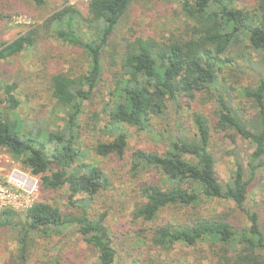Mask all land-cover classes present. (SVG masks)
Instances as JSON below:
<instances>
[{"label": "trees", "instance_id": "trees-1", "mask_svg": "<svg viewBox=\"0 0 264 264\" xmlns=\"http://www.w3.org/2000/svg\"><path fill=\"white\" fill-rule=\"evenodd\" d=\"M27 1L36 8L46 4ZM134 1L88 0L83 14L60 0L40 24L9 42L0 41V62L45 45L52 36L77 49L87 64L84 73L75 75L58 63L48 77L54 101L50 115L23 122L9 117L20 105L14 96L17 84L0 80V151L38 176L42 189L64 190L72 209L63 212L36 202L24 212L0 211V229L16 233L14 258L23 264L35 238L73 232L94 252L97 264H115L107 212L91 207L112 180L101 166L84 161L90 131L99 136L92 144L95 156L128 157L133 173L147 176L136 184L130 217L149 225L152 248L167 256L180 245L205 246L202 260L207 264H264V201L258 208L248 204L249 186L258 171L264 172V0L251 5L243 0H145L175 3L182 27L165 37L133 35L109 53L110 39ZM230 68L239 75L246 68L255 72L254 85L239 84V96L253 107L252 114L234 103ZM200 91L214 98L213 124L193 114L191 136L176 135L161 153L136 149L127 154V128L148 132L152 119L163 117L169 103L179 109L181 98L194 99ZM211 132L231 143L239 138L252 149L245 163L235 150L227 151L234 169L222 184ZM207 199L231 202L233 208L203 214ZM167 210L178 215L156 223Z\"/></svg>", "mask_w": 264, "mask_h": 264}, {"label": "rangeland", "instance_id": "rangeland-1", "mask_svg": "<svg viewBox=\"0 0 264 264\" xmlns=\"http://www.w3.org/2000/svg\"><path fill=\"white\" fill-rule=\"evenodd\" d=\"M59 2L60 0H46L45 6L36 8L27 0H0V41L9 42L33 25L40 24L58 7ZM70 2L81 13H86L87 0H70ZM242 2L245 5H251L253 0ZM175 7V3L158 1L149 3L145 0H135L114 31L108 52L113 53L119 50L123 39L133 35L165 37L178 31V28L182 27L181 17L174 12ZM8 15L11 16L8 18ZM82 56L77 49L51 36L47 38L45 45H38L18 56L1 61L0 80L17 84L14 96L20 102L19 107L9 114V117L23 122L46 114L49 116L54 105L48 83L50 73L57 68L58 63L70 74L84 73L87 70V64ZM241 66L244 69V66ZM244 72L245 74L239 75L230 68L227 70V76L230 84L235 88L231 91V96L235 99L234 103H239L245 114H252L253 107L239 96V84L241 87L254 85L256 75L254 71L247 68ZM0 98H2L1 94ZM179 105L177 109L176 104L169 103L163 117L152 119L148 132H137L133 128H127V154H131L136 149L161 153L176 135L191 136L195 133V128L192 126L193 114H202L213 124L212 111L215 108V102L210 93L196 92L194 99L183 97ZM3 108L0 105V114ZM85 121L90 120L85 119ZM88 132L90 134L84 142L86 148L84 161L101 166L112 180L110 189L96 197L91 207L97 213L107 212L106 225L113 238L116 251L115 264H156L157 262L207 264L202 260L205 246L187 248L180 245L167 256L151 247L149 225L132 222L130 217L138 196L136 184L139 180H145L147 176L143 178L141 173H133L127 161L128 157L118 161L115 158L103 159L95 156L92 152V144L99 136L96 132ZM211 135V151L216 160L215 171L222 184L228 180L230 172L234 169L233 157L227 151L235 150L238 157L245 163L252 149L239 138H235V142L231 143L228 139H220L213 132ZM34 177L37 180V202L57 206L63 212L72 210L67 205L64 190L56 192L44 190L41 188L39 177ZM248 192L249 206L258 208L264 201V172H257ZM232 208L231 202L207 199L201 212L206 215L217 214ZM235 213L241 224L246 223L244 216ZM177 215V212L173 210L164 211L156 223L173 221ZM16 240L14 231L8 228L0 229V264H19L14 258L17 254ZM27 253V259L23 264H97L94 252L85 245L80 236L73 232L63 233L58 237L35 238L34 244L28 248Z\"/></svg>", "mask_w": 264, "mask_h": 264}, {"label": "built area", "instance_id": "built-area-1", "mask_svg": "<svg viewBox=\"0 0 264 264\" xmlns=\"http://www.w3.org/2000/svg\"><path fill=\"white\" fill-rule=\"evenodd\" d=\"M69 3L73 5L70 0ZM36 199L37 180L34 175L0 151V211L24 212L37 202Z\"/></svg>", "mask_w": 264, "mask_h": 264}]
</instances>
